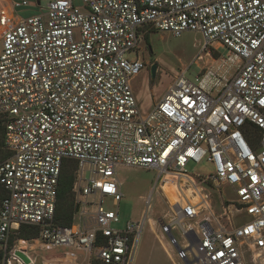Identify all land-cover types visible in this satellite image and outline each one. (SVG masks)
<instances>
[{
    "label": "built area",
    "instance_id": "2783aa9c",
    "mask_svg": "<svg viewBox=\"0 0 264 264\" xmlns=\"http://www.w3.org/2000/svg\"><path fill=\"white\" fill-rule=\"evenodd\" d=\"M27 6L39 10L14 12ZM12 7L0 6L9 154L0 160V264H134L147 211L118 228L119 211L104 206L123 197L119 166L157 169L156 190L175 186L159 224L179 260L264 264V0H15ZM150 30L199 32L204 48H227L224 61L236 72L210 68L192 78L186 68L142 113L133 81L145 62L130 54ZM205 158L214 172L188 170ZM68 160L79 210L63 226L55 216ZM223 185L234 199L223 197ZM22 227L39 233L20 236ZM58 247L83 255L38 254Z\"/></svg>",
    "mask_w": 264,
    "mask_h": 264
},
{
    "label": "rangeland",
    "instance_id": "374dc122",
    "mask_svg": "<svg viewBox=\"0 0 264 264\" xmlns=\"http://www.w3.org/2000/svg\"><path fill=\"white\" fill-rule=\"evenodd\" d=\"M47 4L48 2L44 1L42 6ZM145 34H149L148 39ZM145 34L140 35L138 49L130 54L131 58L139 56L145 62V70L133 81L135 95L142 113L149 112L162 99L169 85L186 68L188 75L192 78L210 68H214L218 72L225 71L228 75L236 72L237 65L235 63L224 61L229 55L227 48L221 47L217 43L209 44L207 48H204V38L199 32L185 31L181 35L175 36L170 32L150 30ZM154 64L157 65V70L155 78H152L151 70ZM188 170L195 174H208L214 172V165L205 158L200 164L190 163ZM117 174L121 182L123 197L119 205L114 204L111 197L104 201L106 208L119 211L120 222L115 224V227L124 228L128 221H141L147 211L134 264H185L176 258L175 252L168 243L169 237L163 235L159 224L160 218L167 210L164 196H169L165 190L168 184L164 186V191L155 189L159 171L153 168L119 166ZM153 189V201L149 209L146 200L152 194ZM168 192L170 195L176 196L177 190L175 188ZM212 192L214 193V209L219 215L222 212L218 199L220 192L225 199H234L235 193L229 185H223L220 192L217 189ZM175 235L178 237L177 232ZM165 247L170 250L176 260L175 263ZM66 251H74L79 257L83 255L81 251L66 247H58L50 251L39 250L38 254L40 257L62 255ZM38 264H41L40 260ZM249 264L255 263L249 262Z\"/></svg>",
    "mask_w": 264,
    "mask_h": 264
},
{
    "label": "trees",
    "instance_id": "16d2710c",
    "mask_svg": "<svg viewBox=\"0 0 264 264\" xmlns=\"http://www.w3.org/2000/svg\"><path fill=\"white\" fill-rule=\"evenodd\" d=\"M146 39H148L149 34H145ZM4 132H5V120L0 117V160L9 157L8 152L4 150ZM74 169L75 163L68 160L62 170L59 189H58V201L56 206V223L63 226H71L74 221V216L76 214V203L75 194L73 191L74 185ZM4 196V190L0 186V199ZM38 229H28L27 227H22L19 235L24 237H34L38 235ZM95 264H101L96 261Z\"/></svg>",
    "mask_w": 264,
    "mask_h": 264
},
{
    "label": "crops",
    "instance_id": "0c3cea01",
    "mask_svg": "<svg viewBox=\"0 0 264 264\" xmlns=\"http://www.w3.org/2000/svg\"><path fill=\"white\" fill-rule=\"evenodd\" d=\"M13 1H15V0H0V6L1 7H5L7 9H9L10 11H13L14 10L13 7H12ZM29 1L30 2H35V3L40 4V5H42V3L44 1L45 2H49V0H29ZM73 2L76 3V4H81L82 0H73ZM38 10H39L38 6H27V7H22L20 9L14 10V12L16 14H20L23 17H26V16H30V15H33V14L37 13ZM0 50H1V41H0ZM168 243H169V241H168ZM165 249L170 254V256L173 258V256L171 255L170 250L167 247H165ZM172 250L175 252V250L173 248H172ZM175 255H176V253H175ZM175 262H176V260L174 259V263Z\"/></svg>",
    "mask_w": 264,
    "mask_h": 264
},
{
    "label": "water",
    "instance_id": "95a60500",
    "mask_svg": "<svg viewBox=\"0 0 264 264\" xmlns=\"http://www.w3.org/2000/svg\"><path fill=\"white\" fill-rule=\"evenodd\" d=\"M156 70H157V65L156 64H154L153 66H152V70H151V72H152V78H155V76H156ZM79 210V205H77L76 206V211H78ZM18 254H20L21 256H23V254L22 253H20V252H18ZM26 259V258H25ZM27 260V259H26ZM28 261V260H27Z\"/></svg>",
    "mask_w": 264,
    "mask_h": 264
},
{
    "label": "bare ground",
    "instance_id": "6f19581e",
    "mask_svg": "<svg viewBox=\"0 0 264 264\" xmlns=\"http://www.w3.org/2000/svg\"><path fill=\"white\" fill-rule=\"evenodd\" d=\"M167 187H168V188H167ZM171 189L175 190V186L172 185V184H168V185L165 187V190H166L167 194H169V196L172 198V200H174V199H175V195L172 196V195H170V193L168 192V190H171ZM174 192H175V191H174Z\"/></svg>",
    "mask_w": 264,
    "mask_h": 264
},
{
    "label": "flooded vegetation",
    "instance_id": "af4514ba",
    "mask_svg": "<svg viewBox=\"0 0 264 264\" xmlns=\"http://www.w3.org/2000/svg\"><path fill=\"white\" fill-rule=\"evenodd\" d=\"M151 75H152V72H151Z\"/></svg>",
    "mask_w": 264,
    "mask_h": 264
}]
</instances>
